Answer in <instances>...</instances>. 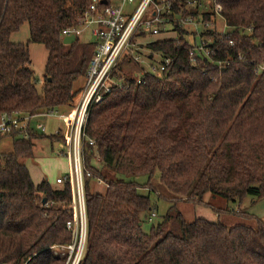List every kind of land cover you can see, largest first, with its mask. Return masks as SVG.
I'll return each mask as SVG.
<instances>
[{
	"label": "trees",
	"instance_id": "trees-1",
	"mask_svg": "<svg viewBox=\"0 0 264 264\" xmlns=\"http://www.w3.org/2000/svg\"><path fill=\"white\" fill-rule=\"evenodd\" d=\"M91 1L0 0V115L72 106L94 45L78 39L64 45L61 34L77 26ZM192 1L166 0L177 17L209 25L197 43L213 44L216 55L190 63L196 37L187 41L174 22L169 26L175 38L146 45L151 54L172 60L167 72L159 78L147 74L140 84L126 78L127 89H113L89 109L83 144L84 171L90 174L83 179L86 241L78 264H264L261 223L227 228L204 218L186 222L173 205L161 223L142 230L155 207L139 189L155 192L150 182L157 173L173 202L200 205L207 194L228 202L264 196V70L255 72L264 64V0H210L211 7L188 5ZM217 17L223 32L214 28ZM25 23L29 42L12 43ZM29 43L48 53L40 90ZM225 60L229 65L222 69L215 64ZM23 135H7L11 150L0 153V264H69V252L52 253L75 243L74 229L66 228L75 220L69 177L62 185H35L21 163L33 158L35 140L67 144V137L32 128ZM143 176L144 185L115 178ZM98 180L103 193L91 191L90 182Z\"/></svg>",
	"mask_w": 264,
	"mask_h": 264
},
{
	"label": "built area",
	"instance_id": "built-area-1",
	"mask_svg": "<svg viewBox=\"0 0 264 264\" xmlns=\"http://www.w3.org/2000/svg\"><path fill=\"white\" fill-rule=\"evenodd\" d=\"M133 2L134 0H121V6L114 7L111 6L110 0H92L78 20L77 26L62 32V38L73 35L77 39L78 36L87 31L91 34L94 45L92 56L87 65L85 84L80 93L79 102L70 110L69 114L58 115L50 112L37 115H22L21 113L0 115V138L13 131H23V137L27 138L26 132L32 128L31 122L36 119L55 117L66 125L68 130L67 144H58L60 149L58 155L66 157L70 162V177H68L74 192L75 220L66 224L68 230L74 229L75 231V243L74 246L70 247L74 254L72 264L79 263L86 241L83 179L84 176L89 177L90 174L84 171L83 144L84 128L90 107L100 104L113 89H127L129 85L126 80L140 84L147 74L159 78L167 72L172 60L161 56L162 60L158 68L148 66L146 69H142L140 73L132 74L131 77L122 74L123 77L120 81L113 76V73H116L123 63H142L141 58L136 55L141 45L135 43L134 38L139 35L158 36L161 27L173 25L174 22H177L179 28L182 29L198 25L191 16L177 17L171 4L166 0H139L137 6L126 10L125 6ZM194 4L198 7L202 6L200 0H194L188 5ZM213 6L215 14L219 16L220 6L216 3ZM201 25L204 28L209 27L208 24L201 23ZM212 46L213 44L199 41L188 53L189 62L194 64L201 58L211 60L217 53ZM149 57L152 58V54ZM238 59L241 57L239 56ZM215 64L222 69L229 65V61H219ZM262 70H264V64L255 68L256 73ZM36 129L41 133L45 132V128L41 124L36 125ZM53 136L60 137L63 135L61 130L57 129ZM88 145L94 146V142L88 141ZM95 161L98 162L97 157H95ZM67 180V177H60L55 180V184L62 185ZM97 182L102 184L100 180ZM53 249L54 255H63L62 252L65 250L64 247H61L58 254L55 252L57 250Z\"/></svg>",
	"mask_w": 264,
	"mask_h": 264
},
{
	"label": "rangeland",
	"instance_id": "rangeland-1",
	"mask_svg": "<svg viewBox=\"0 0 264 264\" xmlns=\"http://www.w3.org/2000/svg\"><path fill=\"white\" fill-rule=\"evenodd\" d=\"M139 0H134L132 4H128L125 6L126 10H130L137 6ZM111 6L119 7L121 6V0H110ZM195 5V4H194ZM201 5H206L207 7L212 6V2L210 0L201 1ZM196 26H188L187 29H184L187 32L185 39L189 42H192L194 37H198L200 33L203 32V27L201 24L197 22ZM209 28V27H208ZM214 28L216 30L223 32L225 31V27L220 18L215 19ZM195 38V42L197 43V39ZM175 38V33L171 29L170 26L161 27L160 33L158 36L150 37L148 35L138 36L134 38V42L141 45L140 50L136 52V55L139 56L142 63H128L121 64L116 71V78L118 81L122 80L123 76L131 77L134 73H140L142 69H146L148 66H152L158 68L162 58L160 54L153 53L152 58L149 57L151 54L149 49L146 48V45L150 42L159 41L162 39ZM29 27L25 23L21 26L19 31L13 34L10 38L12 43H22L27 44L29 42ZM78 41L81 43H93V38L91 34L87 31L84 32L81 36H78ZM199 42V40H198ZM28 49L31 58V69L34 73V77L37 80V89L40 90V87L43 82L44 77V67L47 61L48 53L42 45L29 43ZM122 74H124L122 76ZM85 84V78L78 80L75 83V90L77 93L75 95L74 101L71 107H64L61 110L58 109L54 111V113L61 114H69L68 111L72 110L79 102L80 93ZM62 110L66 111L63 113ZM41 124L45 128V132L41 133L36 129V125ZM31 127L33 130L41 133L45 136L53 134L57 128L61 129V132L64 131L66 126L62 121H59L57 118L52 117L48 119H36L31 122ZM68 134V130L66 131ZM66 134V135H67ZM65 135V136H66ZM62 143V141L57 144ZM56 143H50V141L46 138L38 139L34 141V157L29 160H21L27 169L29 170L32 181L40 182L47 181L51 185H55V180L60 177H70V166L68 159L63 157L62 155H58L60 149L59 145ZM11 150V137L4 136L0 140V153H8ZM116 179H123L127 181H134L139 185H144L147 182L146 177H137L134 179L131 178H121L115 177ZM151 187L154 188L155 192H150L148 189H139V193L144 196H148L150 202L155 207V212L153 213V217L149 215L151 219L150 222L144 220L142 225V230L145 233H148L151 226H156L162 222L164 216L168 213L169 209L176 205V209L181 213L183 219L186 222H192L196 218H204L209 222H218L227 228H230L234 225H246L252 228H256L258 223L264 225V196L256 199L252 197H246L241 202H228L218 197H213L209 194L205 195L203 201L200 205H194L192 203L187 202H173L172 195L169 191L166 190L164 186H162L159 182L158 173L155 174L150 182ZM90 188L93 192H104L105 186L104 184H99L97 181L90 182ZM63 256L68 253L69 264L73 263V254L71 252V248L64 247ZM57 250L55 252L61 251L60 248L55 247ZM59 254V253H58ZM74 256V254H73Z\"/></svg>",
	"mask_w": 264,
	"mask_h": 264
},
{
	"label": "water",
	"instance_id": "water-1",
	"mask_svg": "<svg viewBox=\"0 0 264 264\" xmlns=\"http://www.w3.org/2000/svg\"><path fill=\"white\" fill-rule=\"evenodd\" d=\"M102 2L105 3V1H102ZM75 41H76L75 36L71 35V36L64 37L62 40V43L64 45H70V44H73ZM45 204H46V199H43L42 205H45Z\"/></svg>",
	"mask_w": 264,
	"mask_h": 264
},
{
	"label": "crops",
	"instance_id": "crops-1",
	"mask_svg": "<svg viewBox=\"0 0 264 264\" xmlns=\"http://www.w3.org/2000/svg\"><path fill=\"white\" fill-rule=\"evenodd\" d=\"M185 29H187V28H185ZM197 37V36H196ZM197 38H199V36L197 37ZM61 110V109H60ZM62 112L63 113H66V111L64 110H62ZM68 112H70V111H68ZM65 125V124H64ZM66 126V125H65ZM66 128V127H65ZM33 129V128H32ZM57 129H59V130H61L60 128H57ZM66 131H67V129H65L64 131H62V135L63 136H65L67 133H66ZM41 134V133H40ZM66 137H67V135H66ZM57 144V143H56ZM58 145V144H57ZM33 157H34V153H33ZM31 159H33V158H31ZM69 162V161H68ZM69 166H70V162H69ZM29 171V170H28ZM30 173V172H29ZM30 176H31V174H30ZM31 179H32V177H31ZM33 182V181H32ZM41 182V181H40ZM40 182H33L35 185L36 184H39Z\"/></svg>",
	"mask_w": 264,
	"mask_h": 264
}]
</instances>
